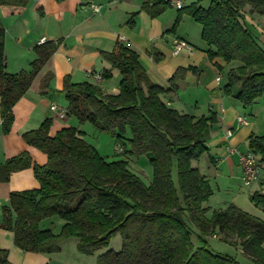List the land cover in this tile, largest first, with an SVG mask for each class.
<instances>
[{
  "label": "trees",
  "instance_id": "obj_1",
  "mask_svg": "<svg viewBox=\"0 0 264 264\" xmlns=\"http://www.w3.org/2000/svg\"><path fill=\"white\" fill-rule=\"evenodd\" d=\"M29 1L0 0V7L25 8ZM170 2L144 0L140 11L154 19ZM182 11L200 26L207 59L218 58L229 66L224 94L250 109L264 97V46L250 32L244 15L264 16V0H211L207 8L195 2L178 10ZM135 14L129 17L130 27ZM179 20L175 19L168 33L175 32ZM4 38L0 27V113L2 133L8 134L14 105L56 46L52 42L36 46V58L28 70L9 74ZM101 58L119 72L118 92L107 94L87 82L72 84L66 77L62 88L66 116L89 122L112 136L115 145L123 148L124 159L102 158L75 128H62L50 136L52 121H43L38 129L23 134L22 140L40 151L45 163L38 165L24 153L0 165V183L25 169H32L38 183L35 190L9 195L8 206L1 209L0 229L12 233L13 244L20 251L46 256L58 254L61 243L69 239L77 241L80 254L91 256L118 234L121 250H106L96 264H239L209 249L207 241L214 236L238 247L252 264H264V220L233 204L206 218L209 207L205 204L212 191L192 164L207 152L216 116L182 114L161 99L175 92L179 71L165 89L149 79L137 54L120 43ZM100 78L109 81L110 71L102 72ZM247 148L256 155L259 168L264 165V136L250 135ZM141 156L152 168L148 183L129 170L130 158ZM249 201L264 213V193L251 194ZM55 216L63 221L58 234L41 228ZM0 264H10L7 251L0 250Z\"/></svg>",
  "mask_w": 264,
  "mask_h": 264
},
{
  "label": "crops",
  "instance_id": "obj_2",
  "mask_svg": "<svg viewBox=\"0 0 264 264\" xmlns=\"http://www.w3.org/2000/svg\"><path fill=\"white\" fill-rule=\"evenodd\" d=\"M143 2L144 0H30L25 8L0 7V27L5 32L7 73L27 71L29 64L36 58V46L47 42L56 46L54 54L36 76L29 90L14 105L13 124L8 134L2 133L0 113V165L24 153L34 163L44 164H41L42 157L38 151L23 142L22 135L38 129L47 119L52 121L50 136L66 128L58 127L54 122H64L66 117L60 119L49 110L52 103L65 105L61 96H64L62 88L66 77L72 84L87 82L100 86L107 94L118 92L119 72L111 69L101 58V54L110 53L116 43H120L137 54L149 79L162 88L168 89L170 78L180 72V77L174 83L175 92L161 96L167 106L196 118L206 117L211 113L216 116L217 123L211 128L206 143L207 152L196 162L195 168L199 172L200 169H206V174L201 175L206 180V177L230 180L241 176L237 160L227 155V148L247 152L248 137H261L264 134H257L254 125L246 119L244 125L238 124L237 117L245 118L246 115L241 114L242 106L223 92L225 84L223 85L224 76L221 73L227 65L218 58L213 61L207 59L205 44L192 35L196 30L189 34L183 30L178 32V27L174 33H168L174 22L173 16L165 11L152 19L146 12L140 11ZM92 6L99 7V13H93ZM132 14H135L134 25L130 27L127 23ZM257 16L246 14L244 20L250 32L255 33L259 44L264 46V16H258V21L255 19ZM198 27L200 38L201 28L199 25ZM173 38L185 42L191 49L173 56L170 42ZM104 71H110L111 79L97 82L95 77L101 76ZM105 86L109 92L104 89ZM250 109L252 112L254 107ZM227 131L232 132L229 139L225 137ZM262 172L264 168L260 167L259 179H264L260 176ZM255 185L256 190L251 194L264 189L259 183ZM37 188L38 183L32 169L15 172L8 182L0 183V219L1 209L8 204L11 193ZM230 204L233 202L227 205ZM205 206L209 207L207 203ZM0 250L7 251L10 264H50L51 261L46 255L20 251L13 244L12 233L2 229Z\"/></svg>",
  "mask_w": 264,
  "mask_h": 264
},
{
  "label": "rangeland",
  "instance_id": "obj_3",
  "mask_svg": "<svg viewBox=\"0 0 264 264\" xmlns=\"http://www.w3.org/2000/svg\"><path fill=\"white\" fill-rule=\"evenodd\" d=\"M176 1H178L183 7H186L191 3L199 2L202 8H207L211 2V0H173V2ZM166 11L168 14L173 16L174 21L176 18L180 19L178 24V27L180 28L178 29V32L180 30H183L184 32L190 34L196 30V33H192V35L195 37V39L199 41V33L197 32L199 31V27L197 24H194L192 22L188 15H186L183 11L178 12V10L175 9V7L173 6L169 7ZM255 19L258 21L260 18H258L257 16ZM252 34L253 36L255 35V33ZM228 70L229 66H226L224 71L221 73V75L224 76L223 85H226V74ZM104 89L109 92L106 86L104 87ZM233 89L237 90V87L234 86ZM61 98L65 100L64 96H61ZM257 101L258 102H256L252 106L254 107L252 112L251 109H243L241 110V114L246 115V117L243 118L246 119L249 123H251V125H254L257 134H264V98H261V100L259 99ZM56 106L66 112L67 102L65 103V105ZM54 122L58 127L75 128L79 132H82L84 140L88 144L93 146L97 150L98 154L102 158H105L107 161H111L114 159H124L122 155H117L115 157L114 138L106 133L101 132L91 123L80 122L79 119L74 116H66L64 122L58 120H54ZM38 154L40 155V157H42L41 164L45 163V156L40 151H38ZM196 164V162L193 163L192 167H196ZM200 167H203V160L200 161ZM260 167L264 168V166ZM129 170L136 175H140L144 183L150 182L152 177V168L148 164V160L146 157L141 156L138 158H131L129 160ZM200 170L201 174H206V169L203 168ZM260 176L261 178H264V172L260 173ZM206 178L209 187L212 191V196L207 202V205L210 207L209 211L206 214L207 219H210L212 217V211L224 210L228 206L227 204H229V202H233L234 206H236L244 213H247L258 219L264 220V213L255 208L254 205L251 204L249 201V195L252 193V191L256 190L255 184L259 183L260 186L264 187V179H257L254 184H251L249 187H245L241 176H239V178L230 180L223 178ZM258 193H264V189H260ZM6 206H8V204ZM62 225L63 221L58 216H55L44 221L41 224V228L51 229L53 234H58ZM76 242L77 241L75 239H69L62 242L60 245V252L56 255L49 256V259H51L50 264H96L97 257L104 253L106 250H112L113 252H119L121 250V238L118 234L113 236L109 240V244L106 248L97 251V253L91 256H85L80 254L77 251ZM194 244L196 245V242H194ZM207 245L209 249L212 250V252L219 255L231 257L239 264H252L250 261L244 258V256H242L238 247L236 248L226 245L222 243L220 239L216 236L209 238L207 241ZM262 247H264V245H262Z\"/></svg>",
  "mask_w": 264,
  "mask_h": 264
},
{
  "label": "built area",
  "instance_id": "obj_4",
  "mask_svg": "<svg viewBox=\"0 0 264 264\" xmlns=\"http://www.w3.org/2000/svg\"><path fill=\"white\" fill-rule=\"evenodd\" d=\"M175 7V9L180 10L182 8V5L176 1L169 3V7ZM92 12L97 14L99 13L100 9L97 6L91 7ZM171 46H172V55L177 56L181 51L183 50H190L191 47L186 44L185 42H182L176 38L171 39ZM95 80L97 82L101 81L100 76H96ZM49 110L56 114L58 118L63 119L66 117V112L59 109L54 103H52L49 107ZM237 122L239 125H244L246 123L245 119L242 117H237ZM226 139H229L232 137V132L227 131L225 134ZM115 154L122 155L123 154V148L121 146L115 145ZM227 155L229 157H235L238 163V166L241 170V177L242 181L245 187H249L251 184H254L257 179H259V166H258V159L255 154H253L251 151L247 152H241L236 148L228 147L227 148Z\"/></svg>",
  "mask_w": 264,
  "mask_h": 264
}]
</instances>
